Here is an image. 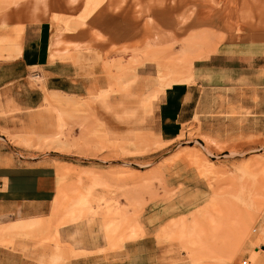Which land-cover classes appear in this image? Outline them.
I'll list each match as a JSON object with an SVG mask.
<instances>
[{
  "label": "rangeland",
  "instance_id": "rangeland-1",
  "mask_svg": "<svg viewBox=\"0 0 264 264\" xmlns=\"http://www.w3.org/2000/svg\"><path fill=\"white\" fill-rule=\"evenodd\" d=\"M27 23L82 89L33 83L0 122L3 155L58 180L48 216L0 221V264H264V84H201L172 144L152 105L223 45L264 62V0H0V54Z\"/></svg>",
  "mask_w": 264,
  "mask_h": 264
},
{
  "label": "crops",
  "instance_id": "crops-1",
  "mask_svg": "<svg viewBox=\"0 0 264 264\" xmlns=\"http://www.w3.org/2000/svg\"><path fill=\"white\" fill-rule=\"evenodd\" d=\"M19 40L21 47L18 54H0V122L7 121L10 115H21L27 108L37 107L39 103L32 102L29 95L38 91L32 84L39 85L40 79V84L44 83L51 90L50 93L68 96L82 89L71 80L73 72L68 63L57 60L49 62L50 35L46 25L27 23ZM221 49L212 59H204L196 68L198 80L194 84L174 85L152 102V105L158 102L157 132L164 141L172 144L180 134L181 126L190 121L201 97V84L208 85L207 88L264 84L261 81L264 75L263 55L257 47L227 44ZM38 68L42 73L38 72ZM96 90L90 88L87 93L93 95ZM12 108L21 111L15 112ZM6 110L11 112L4 116ZM190 113V117H187ZM3 154L0 146V221L14 220L16 215L25 218L48 216L58 187L54 165L40 160L12 161ZM60 232L61 228L59 236ZM244 246L248 249V244L244 243ZM81 248L94 250L92 247Z\"/></svg>",
  "mask_w": 264,
  "mask_h": 264
},
{
  "label": "bare ground",
  "instance_id": "bare-ground-1",
  "mask_svg": "<svg viewBox=\"0 0 264 264\" xmlns=\"http://www.w3.org/2000/svg\"><path fill=\"white\" fill-rule=\"evenodd\" d=\"M38 2V1H37ZM37 8H38V6H32L31 8H30V12L31 13H35L36 12V10H37ZM12 50H13V52L14 53H18V49H17V47L15 46V45H12ZM40 81H41V79H40ZM40 81H39V83H40ZM43 82V81H42ZM16 214V213H15ZM16 219L18 220V221H21L22 219H20V216L19 215H16ZM11 221V220H10ZM118 230V229H117ZM113 240V239H112ZM108 241V240H107Z\"/></svg>",
  "mask_w": 264,
  "mask_h": 264
}]
</instances>
